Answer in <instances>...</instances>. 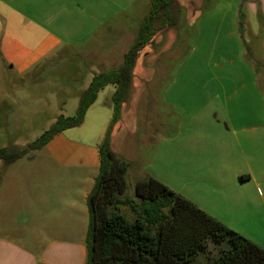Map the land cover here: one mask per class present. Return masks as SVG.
Segmentation results:
<instances>
[{
	"label": "crops",
	"instance_id": "crops-1",
	"mask_svg": "<svg viewBox=\"0 0 264 264\" xmlns=\"http://www.w3.org/2000/svg\"><path fill=\"white\" fill-rule=\"evenodd\" d=\"M205 1L213 4L202 16L197 55L195 49L189 60L168 71L173 56L165 59L150 50L164 29L139 52L129 101L141 84L143 102L149 111L157 109L152 117L157 128L147 136L150 141L157 133L155 153L151 162L140 166L123 160L130 164L128 175L135 184L153 177L171 188L154 173L156 161L162 167L168 151L180 185L172 189L264 248V242L251 235L254 226H264V91L260 69L249 57L242 13L247 6L264 17V0ZM133 4L134 0H0L2 57L12 66L18 64L22 75L62 51L95 40L97 47L83 51L93 52L90 77L116 69L135 35L117 21ZM165 77L168 84L151 102L150 94ZM95 104L82 125L73 128L78 129L75 134H66L68 129L47 143L48 160L42 167L18 168L22 170L4 177L0 264H86L87 198L99 174L108 114L101 127L92 129L91 143L77 137ZM127 106L124 103L121 112ZM123 119L121 113L111 133L116 156L114 141ZM166 127L170 133H164Z\"/></svg>",
	"mask_w": 264,
	"mask_h": 264
},
{
	"label": "rangeland",
	"instance_id": "rangeland-1",
	"mask_svg": "<svg viewBox=\"0 0 264 264\" xmlns=\"http://www.w3.org/2000/svg\"><path fill=\"white\" fill-rule=\"evenodd\" d=\"M197 1L176 0L173 7L177 16L176 26L163 28L164 31L151 43V52L162 54L165 59L173 56L168 71L172 72L177 68L180 61L189 60L195 49L197 50L196 55L200 52L198 50L201 46L198 45V42L201 35L202 16L206 15V9L213 3H207L205 0H199V3ZM151 3L152 0H134L132 8L117 21L122 26L131 28L130 31L135 33L133 39L137 35L140 25L149 15ZM196 8L197 12H195ZM242 13L244 14L243 35L249 43V57L255 66L260 68L261 87L264 91V32L262 31L264 17L260 13H251L247 6ZM161 23V19L155 21L153 30L156 33L161 31ZM254 37H257L259 42H256ZM131 44V41L128 42L129 46ZM73 47L70 50L62 51L56 58L41 62L27 74L20 75L18 64L12 66L2 57L0 44V148L9 147L17 150L27 148L29 144L39 140L59 116L73 117L75 115L81 93L92 80L88 72V65L93 61V52L87 55L83 51L86 48L93 49L97 47V44L95 40H91ZM166 47L167 49H165ZM168 80V77H165L157 83L154 87L155 93L150 94L151 102L156 101V95H161V90L168 84ZM112 90L113 86L108 85L99 94L95 101L96 104L88 114L85 127L83 126L81 129V136L77 139L91 143L88 138L91 137L92 129L101 127L106 114L109 116L107 124L110 126L113 117ZM141 92L142 85L140 84V87L133 92L132 99L128 101L127 108L121 112L125 121L124 125H120L114 141V150L118 153V158L121 160L125 158L130 161L131 165L139 164V166L152 161L155 153L153 144L157 136L155 132V137L150 138V141L147 140L148 133H152V128H157L155 119V124H152L153 112H156V116L157 109L149 111V105L143 102ZM149 120L151 125L147 122ZM76 130L78 129H69L66 134H75ZM170 130L166 127L164 133H170ZM129 132L131 135L128 134ZM47 150L46 147L40 150L28 148L26 155L20 160L9 166L3 163L0 166V186L4 177L12 174L13 170H22L18 168L30 166L42 167V162L48 160ZM163 163L164 165L161 167L156 161L154 173L158 175L159 172L161 179L170 185L171 190L173 187L177 189L180 185L175 182L176 175L173 172L172 155L168 151ZM128 172L125 196L136 200L135 180L128 175ZM117 211L124 214L129 222L135 220L136 216L129 207L120 205ZM251 235L264 242V226L261 224L259 227L254 226ZM220 247L209 243L208 250L196 258V263L207 264L218 256Z\"/></svg>",
	"mask_w": 264,
	"mask_h": 264
},
{
	"label": "trees",
	"instance_id": "trees-1",
	"mask_svg": "<svg viewBox=\"0 0 264 264\" xmlns=\"http://www.w3.org/2000/svg\"><path fill=\"white\" fill-rule=\"evenodd\" d=\"M175 3L176 0H152L150 13L122 65L93 76L81 93L73 117L59 116L27 148H0V160L6 166L23 158L28 148L42 149L55 135L79 127L99 92L108 85L115 86L112 122L99 147L100 170L87 198L86 264H197L196 258L208 250L209 243L221 247L218 256L207 264H264V248L153 177L136 183V200L125 196L129 164L113 152L111 133L121 117L122 105L129 101L139 52L155 35V21L162 20L161 29L177 24ZM120 205L132 210L136 216L133 222L117 211Z\"/></svg>",
	"mask_w": 264,
	"mask_h": 264
}]
</instances>
